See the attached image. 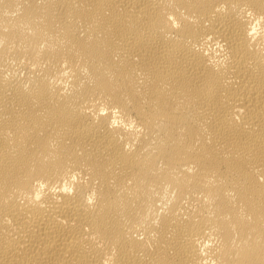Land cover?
Segmentation results:
<instances>
[{"label":"bare ground","instance_id":"6f19581e","mask_svg":"<svg viewBox=\"0 0 264 264\" xmlns=\"http://www.w3.org/2000/svg\"><path fill=\"white\" fill-rule=\"evenodd\" d=\"M0 264H264V0H0Z\"/></svg>","mask_w":264,"mask_h":264}]
</instances>
